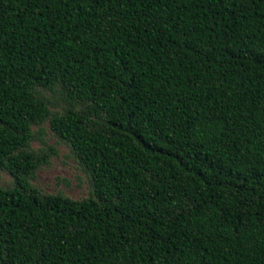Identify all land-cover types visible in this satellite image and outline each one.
<instances>
[{
	"label": "trees",
	"instance_id": "obj_1",
	"mask_svg": "<svg viewBox=\"0 0 264 264\" xmlns=\"http://www.w3.org/2000/svg\"><path fill=\"white\" fill-rule=\"evenodd\" d=\"M0 172V264H264V0H0Z\"/></svg>",
	"mask_w": 264,
	"mask_h": 264
},
{
	"label": "rangeland",
	"instance_id": "obj_2",
	"mask_svg": "<svg viewBox=\"0 0 264 264\" xmlns=\"http://www.w3.org/2000/svg\"><path fill=\"white\" fill-rule=\"evenodd\" d=\"M53 111H62L63 103L57 93H50ZM35 139L32 149L39 154L48 152L50 147L57 151L48 164L37 173L33 185L45 194H62L74 200H83L94 196L92 180L82 163L75 157L69 144L60 140L51 129L50 122L33 127ZM15 179L6 172H0V186L11 188Z\"/></svg>",
	"mask_w": 264,
	"mask_h": 264
}]
</instances>
